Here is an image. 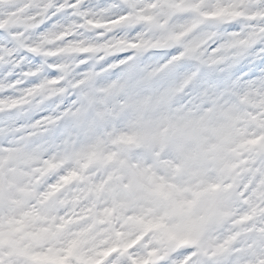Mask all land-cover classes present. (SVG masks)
I'll use <instances>...</instances> for the list:
<instances>
[{"label": "snow or ice", "instance_id": "1", "mask_svg": "<svg viewBox=\"0 0 264 264\" xmlns=\"http://www.w3.org/2000/svg\"><path fill=\"white\" fill-rule=\"evenodd\" d=\"M205 4L23 0L0 15V39L23 27L50 43L61 25L57 39L76 28L97 38L28 47V68L0 45V81L20 89L6 97L0 86V109L50 90L31 118L0 119V264H264V39L245 36L241 13ZM156 9L187 19L159 43L139 29L120 35L133 24L163 27ZM210 22L221 30L202 33ZM148 47L171 51L141 67ZM61 52L78 54V67L51 64L43 79L41 55ZM159 74L163 92L153 90ZM70 124L111 130L75 145Z\"/></svg>", "mask_w": 264, "mask_h": 264}, {"label": "clouds", "instance_id": "2", "mask_svg": "<svg viewBox=\"0 0 264 264\" xmlns=\"http://www.w3.org/2000/svg\"><path fill=\"white\" fill-rule=\"evenodd\" d=\"M23 0H0V15L9 13L13 8L18 7ZM67 2V0H65ZM94 2V0H92ZM216 5H220L226 10L227 13L238 12L241 15L237 18L236 23L240 25L241 31L248 35H255L260 39H264V0H206V10H212ZM122 9L115 8L112 11L118 13ZM159 18V22L163 24V27H154L152 25H137L133 24L131 27L126 28L120 33L121 36L127 37L132 32L139 29V33H142V39L145 43H159L162 42L167 36L168 32L175 29V25L178 22H182L187 17H172L168 14L167 9H156L152 13ZM73 20L71 15L64 18V23H70ZM78 23V22H77ZM220 25L215 22L205 24L201 28V32L204 34L210 32H219L221 30ZM19 33L18 36L13 38L0 39V45L3 48L13 52L14 56L19 57V62L24 64L25 68L35 65V60L29 58L25 52L26 48L32 46H38L41 48L42 53L44 51H55L60 48H67L69 45L74 44L77 40L79 41H90L96 40V35L88 29L76 28L75 31L69 32L72 39L69 40L66 37L64 39H57L56 36L61 31H64L63 26L54 27L51 29L49 35L51 42H47L43 37L45 34L39 33L38 31L31 28L17 27L12 29ZM111 37H106L110 39ZM171 51V48H152L148 47L146 51L139 57V63L141 67H151L154 64L160 63L164 59V54ZM91 57L89 62L91 63ZM80 62V56L78 54H72L68 52H61L56 56H44L41 55L38 70L43 79L47 78V69L51 64L56 65H68L77 66ZM8 61L5 60L0 63V69H3L7 65ZM15 68H13V71ZM76 69L74 68L73 71ZM73 74L68 73L64 76L66 81L65 86L73 79ZM23 79V77H21ZM0 86L5 90L6 97L15 96L20 92V89L9 86L7 83V77L3 81H0ZM169 87L167 77L163 74H159L158 78L154 79L153 90L155 92H163ZM50 95L48 86H45L38 95L29 101L27 105L19 107L16 111H9L7 109H0L3 115L0 119H14V120H27L31 118L34 111L41 106L42 102L47 100ZM71 99V97L69 98ZM46 106V105H45ZM131 114L125 118V120L118 122L119 127H127V121L131 119ZM111 129H105L103 127L92 128V129H80L73 125H69L67 131L70 135L72 143L79 145L81 143L94 142L97 138L106 137V132ZM107 150L112 149V145H106ZM134 159H139L143 156V150L132 149L129 153Z\"/></svg>", "mask_w": 264, "mask_h": 264}]
</instances>
